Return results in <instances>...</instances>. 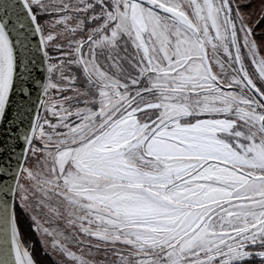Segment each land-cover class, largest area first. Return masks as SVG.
Masks as SVG:
<instances>
[{"label":"snow or ice","instance_id":"6c2138e0","mask_svg":"<svg viewBox=\"0 0 264 264\" xmlns=\"http://www.w3.org/2000/svg\"><path fill=\"white\" fill-rule=\"evenodd\" d=\"M0 264H264V0H0Z\"/></svg>","mask_w":264,"mask_h":264},{"label":"trees","instance_id":"16d2710c","mask_svg":"<svg viewBox=\"0 0 264 264\" xmlns=\"http://www.w3.org/2000/svg\"><path fill=\"white\" fill-rule=\"evenodd\" d=\"M37 249H39V244H37ZM37 255L39 256V251L37 252Z\"/></svg>","mask_w":264,"mask_h":264}]
</instances>
